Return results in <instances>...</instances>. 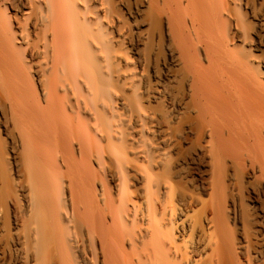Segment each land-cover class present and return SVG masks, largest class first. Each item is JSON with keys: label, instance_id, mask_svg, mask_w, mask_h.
<instances>
[{"label": "bare ground", "instance_id": "1", "mask_svg": "<svg viewBox=\"0 0 264 264\" xmlns=\"http://www.w3.org/2000/svg\"><path fill=\"white\" fill-rule=\"evenodd\" d=\"M0 264H264V0H0Z\"/></svg>", "mask_w": 264, "mask_h": 264}, {"label": "rangeland", "instance_id": "2", "mask_svg": "<svg viewBox=\"0 0 264 264\" xmlns=\"http://www.w3.org/2000/svg\"><path fill=\"white\" fill-rule=\"evenodd\" d=\"M240 12H241V11H240ZM240 12H239V13H240ZM242 14H243V13H242ZM241 16H242V17L244 16L243 18H246V19H244V21H245V22H248V21H247V17H246L245 14H244V15H241ZM158 48H159V49H158ZM156 50H159V51H157V52H158V56H161V58H162L163 55H164V53L161 52V50H162V42H160V41H157V42H156ZM159 54H160V55H159ZM159 58H160V57H159ZM161 58H160V59H161ZM241 189L243 190V187H241ZM244 201H245V200H244ZM245 202H246V201H245ZM245 204H246V206H247V203H245ZM246 206L242 207V208H244V209H243L244 211L242 210V218L248 223L249 220H250V219H249V218H250V216H249L250 214H249L248 211H250V210H249V207H246ZM247 209H248V210H247ZM244 212H245V213H244ZM243 214H246V215H244L245 217L243 216ZM248 214H249V215H248ZM247 216H248L249 218H248ZM248 219H249V220H248Z\"/></svg>", "mask_w": 264, "mask_h": 264}]
</instances>
